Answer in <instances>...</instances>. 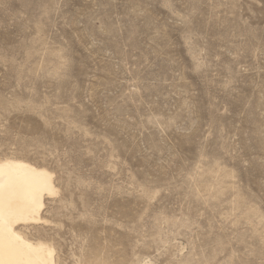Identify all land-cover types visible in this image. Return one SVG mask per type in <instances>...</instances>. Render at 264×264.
Returning a JSON list of instances; mask_svg holds the SVG:
<instances>
[{
	"label": "rangeland",
	"instance_id": "rangeland-1",
	"mask_svg": "<svg viewBox=\"0 0 264 264\" xmlns=\"http://www.w3.org/2000/svg\"><path fill=\"white\" fill-rule=\"evenodd\" d=\"M5 157L58 264H264V0H0Z\"/></svg>",
	"mask_w": 264,
	"mask_h": 264
},
{
	"label": "bare ground",
	"instance_id": "bare-ground-1",
	"mask_svg": "<svg viewBox=\"0 0 264 264\" xmlns=\"http://www.w3.org/2000/svg\"><path fill=\"white\" fill-rule=\"evenodd\" d=\"M54 175L23 159H0V264H58L54 247L28 235L44 224V198L57 194Z\"/></svg>",
	"mask_w": 264,
	"mask_h": 264
}]
</instances>
